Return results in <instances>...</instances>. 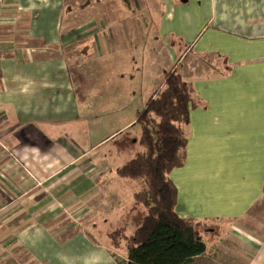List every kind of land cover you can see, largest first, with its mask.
<instances>
[{
  "label": "crops",
  "instance_id": "1",
  "mask_svg": "<svg viewBox=\"0 0 264 264\" xmlns=\"http://www.w3.org/2000/svg\"><path fill=\"white\" fill-rule=\"evenodd\" d=\"M81 42L76 57H118L105 86L86 82L94 97L108 90L101 100L75 88L64 50ZM159 45L195 90L186 164L170 176L177 213L220 226L201 233L207 252L193 264H264V229L222 235L264 199V0H0V264H18L19 251L31 264L126 259L104 224L106 200L122 209L109 190L128 183L126 163L102 149L138 125L143 88L131 78ZM155 80L144 79L153 94Z\"/></svg>",
  "mask_w": 264,
  "mask_h": 264
},
{
  "label": "trees",
  "instance_id": "2",
  "mask_svg": "<svg viewBox=\"0 0 264 264\" xmlns=\"http://www.w3.org/2000/svg\"><path fill=\"white\" fill-rule=\"evenodd\" d=\"M164 80L138 114L142 152L117 170L120 178L144 184L134 195L143 214L133 233L119 228L108 234L113 250L127 253L126 259L111 253L117 264H193L207 252L199 229L202 223L177 213L178 189L170 177L186 164V129L195 90L175 68Z\"/></svg>",
  "mask_w": 264,
  "mask_h": 264
},
{
  "label": "rangeland",
  "instance_id": "3",
  "mask_svg": "<svg viewBox=\"0 0 264 264\" xmlns=\"http://www.w3.org/2000/svg\"><path fill=\"white\" fill-rule=\"evenodd\" d=\"M89 35L90 34L88 35L85 34L84 37L85 36L88 37ZM87 42L89 45H91L89 41ZM82 44L83 42H81V44L73 45L67 50H64V52L66 53L67 59H69L71 70L73 71V74L75 75V76L73 75L74 81H75V88L79 92V95L82 97V101H87V100L89 101V99L90 100H101V97H103L102 95H104L105 92H107L108 90H101L99 92L97 91V93L101 96L94 97L95 92L91 90V86H90V90H87V87L89 88V86H87L86 82H89V84H91L93 87H96V88L98 86H101V87L105 86L106 83L109 82V80H107L106 75H104V71H105L104 68L106 67L105 65H107L108 63L111 64L112 63L111 60L114 58H118V57L111 56L109 58H99L98 59L96 55L93 56V54L89 55L90 56L89 59H85L81 55L76 57L75 55H73V52L76 51L78 53L79 51H81ZM158 48L160 52L161 46L159 45ZM98 52L99 51H97V53ZM159 52H157V55L150 54L149 56L150 58H148L147 56L145 57V59L148 60V62L146 64L145 70L140 72V74H142V77H135V80L131 78V80L136 81L137 84H135V86L137 89H139V86L143 88L141 95L137 94L136 97L132 99V102H131L132 114L138 111L142 112L145 107V103L148 101L150 97L154 95L153 94L154 92H150V88L144 82V79L147 76L151 75L153 79H156L155 80L156 84L160 86L165 81L163 75L166 72L167 73L170 72L171 69L172 68L174 69V67L176 66L175 62L173 64H170L169 59L166 58L167 51L165 49L161 51L160 53ZM93 57H95L96 59L95 58L93 59ZM189 61H190L189 63H191V61L193 62L194 59H192L191 57ZM181 62L183 63L185 62V60H182ZM194 63L197 64L196 61H194ZM112 64L118 67V60L116 59L115 64L114 63ZM114 70L115 69H112L113 73H115ZM81 75H84V76L81 77ZM98 79L101 80L99 83H97ZM139 81H140V84H138ZM92 83H94V85ZM145 89L149 90V92H147ZM126 113H127V110L124 111L123 113L121 112L120 114L121 120L123 119V116H126ZM105 122L106 124H110V126H112L113 123H116L113 115L107 116L105 118ZM140 134H141V127L140 125H136L133 127V129L129 130L128 132H125L123 135H120L119 137L114 138L107 146H105L102 149V152L109 151L111 152L112 155L118 153V156L120 159H118V161L115 162V164L117 166L124 165L130 159H132L137 153H139L140 150L142 151L140 144H132V145L130 144V142L133 139L136 141V139H138ZM101 154H104V153H101ZM116 180H118L116 181L117 183L122 184V185L120 186L114 185L115 183L112 182V185H111L112 187L110 186L111 189L109 190V194H114V197L116 196L117 198H119V202L121 203L122 209H120L116 205H113L117 203L110 201V199L106 200V205H108L106 207V210L109 212H107V215L105 214L107 218H105L104 224L109 228L110 231H114L115 229H119V228H126L129 231L128 232V235H129V233H133L135 229V225L139 221V220L138 221L134 220L135 217L136 218L139 217V215H137L139 213L138 212L139 207L138 205L134 203L133 198L136 193L141 192L144 189V184L142 182H132L129 180L125 181L128 183H124L123 181L119 179H116ZM106 210H105V213H106ZM121 217H122V220L121 221L118 220V218H121ZM95 224L98 225V227H100L98 222H96ZM239 226L240 228L241 227H248L251 229L258 228V229H261V232H263V229H264V199L244 219L239 220L237 222H229V225L225 224L224 225L225 231H224V234L222 235H225V234L226 236L229 235L230 230L234 231V229H238L237 227ZM219 227H220L219 225L214 224V223H204L200 226L199 229L203 235L207 233V230L212 231L213 235H216L218 233L217 230L219 229ZM100 239L102 240V236L100 237ZM226 241L229 244H231L232 242V241H229L228 239H226ZM17 253L18 254L16 256L17 258L16 261L17 263L19 262L18 264H31V261L25 258L22 252L19 251ZM233 262L234 261L232 260L231 264H233Z\"/></svg>",
  "mask_w": 264,
  "mask_h": 264
},
{
  "label": "built area",
  "instance_id": "4",
  "mask_svg": "<svg viewBox=\"0 0 264 264\" xmlns=\"http://www.w3.org/2000/svg\"><path fill=\"white\" fill-rule=\"evenodd\" d=\"M41 185V184H40Z\"/></svg>",
  "mask_w": 264,
  "mask_h": 264
}]
</instances>
